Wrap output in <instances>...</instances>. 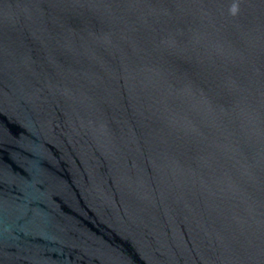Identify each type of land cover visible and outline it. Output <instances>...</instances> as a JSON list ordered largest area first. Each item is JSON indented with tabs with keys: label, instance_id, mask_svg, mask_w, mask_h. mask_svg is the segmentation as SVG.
Returning a JSON list of instances; mask_svg holds the SVG:
<instances>
[{
	"label": "water",
	"instance_id": "water-1",
	"mask_svg": "<svg viewBox=\"0 0 264 264\" xmlns=\"http://www.w3.org/2000/svg\"><path fill=\"white\" fill-rule=\"evenodd\" d=\"M0 264H264V0H0Z\"/></svg>",
	"mask_w": 264,
	"mask_h": 264
},
{
	"label": "clouds",
	"instance_id": "clouds-1",
	"mask_svg": "<svg viewBox=\"0 0 264 264\" xmlns=\"http://www.w3.org/2000/svg\"><path fill=\"white\" fill-rule=\"evenodd\" d=\"M237 10H238V7H237V5H235V4H234V5L232 6V8L230 9V11H231L232 14H235V13L237 12Z\"/></svg>",
	"mask_w": 264,
	"mask_h": 264
}]
</instances>
